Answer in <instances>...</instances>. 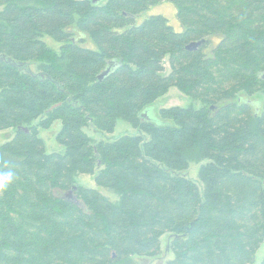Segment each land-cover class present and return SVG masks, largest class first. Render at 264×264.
I'll list each match as a JSON object with an SVG mask.
<instances>
[{"label":"trees","instance_id":"obj_1","mask_svg":"<svg viewBox=\"0 0 264 264\" xmlns=\"http://www.w3.org/2000/svg\"><path fill=\"white\" fill-rule=\"evenodd\" d=\"M160 2L173 4L179 29L162 14L143 16ZM0 7V54L39 70L0 59V131H12L0 171L14 172L0 190V264H140L160 253L165 234L166 264H255L264 242V0ZM171 87L199 106L155 110ZM117 119L137 133L87 132L111 134ZM57 121L63 150L50 152L38 132ZM191 160L205 161L200 184L182 173Z\"/></svg>","mask_w":264,"mask_h":264},{"label":"rangeland","instance_id":"obj_2","mask_svg":"<svg viewBox=\"0 0 264 264\" xmlns=\"http://www.w3.org/2000/svg\"><path fill=\"white\" fill-rule=\"evenodd\" d=\"M149 14H162L168 19L169 23L172 24L174 28L176 29L180 28V24L176 17L175 7L170 2H160L154 6H151L147 12L143 13V16ZM44 40L48 45V47L54 51H57L61 45L60 43L54 41L52 38L48 36H45ZM83 45H89V41L84 43ZM164 65L166 68V72H168L169 71L168 63L166 62ZM30 69L34 72H38L39 71L38 62L31 63ZM157 102L158 103L157 106L155 107V110H157L159 107L168 108L172 106H187V105H193L195 107L199 106L197 102L191 100L176 87L169 88V90L163 96H161ZM143 117L146 118V116ZM59 129H60L59 121L54 122L51 126H49L46 129L43 128L39 129L38 135L43 139L47 151L58 152L63 150V147L60 144H58L55 139L56 133L58 132ZM87 132L91 137H94L96 139H100V138L113 139L122 134H135L137 133V130L133 128L132 125H130L128 122L122 119H117L113 133L111 134L98 133L93 129H88ZM11 136H12L11 130L6 129L0 131V144L3 143L5 140L9 139ZM204 162L205 161L191 160L188 164L187 169L182 171V173L185 174V176H187L188 178L195 181L196 183L200 184L198 178V169L200 165ZM75 181L77 184H80L82 186L97 187L94 183L93 177L90 175H78L76 176ZM100 191L103 194L108 195L111 199H114L116 197L115 195L107 193L102 189H100ZM167 244H168V235L165 234L161 237L160 253L156 256L139 258L140 264H166V261L172 258V254L168 250ZM263 258H264V242L260 244L259 249L255 253V264L260 263Z\"/></svg>","mask_w":264,"mask_h":264},{"label":"water","instance_id":"obj_3","mask_svg":"<svg viewBox=\"0 0 264 264\" xmlns=\"http://www.w3.org/2000/svg\"><path fill=\"white\" fill-rule=\"evenodd\" d=\"M200 41L199 42H192L190 43L189 45L186 46L187 49H195L198 45H199ZM0 59H3L4 61L10 63V64H13L15 66H17L18 68L20 69H23L25 70L27 73H32L31 70H30V67H29V64L28 63H25V62H18V61H15L9 57H7V55L5 54H0ZM108 71V69H106L104 72H102L98 77L101 79L102 76ZM147 116V112H143L141 113V116ZM25 131L27 130L26 128H23ZM72 192L73 190H69L65 196L67 198H70L72 199Z\"/></svg>","mask_w":264,"mask_h":264},{"label":"clouds","instance_id":"obj_4","mask_svg":"<svg viewBox=\"0 0 264 264\" xmlns=\"http://www.w3.org/2000/svg\"><path fill=\"white\" fill-rule=\"evenodd\" d=\"M14 180V172L11 170L0 171V190H4Z\"/></svg>","mask_w":264,"mask_h":264}]
</instances>
